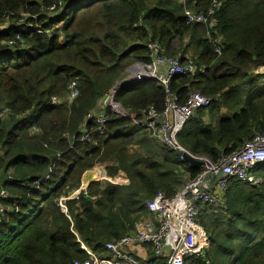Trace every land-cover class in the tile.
Wrapping results in <instances>:
<instances>
[{
    "label": "trees",
    "instance_id": "obj_1",
    "mask_svg": "<svg viewBox=\"0 0 264 264\" xmlns=\"http://www.w3.org/2000/svg\"><path fill=\"white\" fill-rule=\"evenodd\" d=\"M213 2L205 24L183 13L207 14ZM153 42L197 67L174 76L170 92L212 99L178 133L183 148L217 162L264 131V77L250 72L264 65V0H0V264H72L88 257L81 243L103 254L148 216L146 200L174 196L199 173L140 122L148 106L164 108L152 78L118 90L100 130L83 128L125 69L151 61ZM103 162L128 183L82 187ZM254 175L255 185L230 179L216 206L196 202L203 253L184 264H264V164Z\"/></svg>",
    "mask_w": 264,
    "mask_h": 264
},
{
    "label": "built area",
    "instance_id": "obj_2",
    "mask_svg": "<svg viewBox=\"0 0 264 264\" xmlns=\"http://www.w3.org/2000/svg\"><path fill=\"white\" fill-rule=\"evenodd\" d=\"M177 1L185 4L194 0ZM217 7V2H213L207 14L190 8H184L183 13L189 22L205 24ZM208 24L214 26L216 20L210 19ZM147 46L150 49L151 61L148 63L136 62L133 66L131 65L130 71L124 72L123 77L114 83L98 106L86 114L83 128L88 122L93 121L98 124L100 130L108 121L107 105L112 96L125 86L152 78L164 88L166 98L161 112H158L153 105L142 110L140 122L144 129L151 131L152 136L178 151L180 160H184L186 154L201 160L203 165L196 177L186 181L174 196L168 198L158 192L152 199L145 201V206L149 214L153 215V219L147 216L148 219L143 218L136 223L131 234L116 241L107 242L104 245L105 252L103 254H97L92 248L81 243V248L88 257L85 260H74L72 264H142L130 254V248L141 244L149 245L154 256L163 260L165 264H184L187 258L200 257L203 253V241L206 236L195 221L198 212L196 202L200 201L216 206L222 199L221 196L208 189L209 182L220 191H223L230 179L256 183L254 170L264 164V131L244 142L234 152L222 155L217 162L211 161L206 156L193 155L180 145L178 133L183 125L199 109L208 107L212 99L198 91H193L181 102L177 94L168 90V85L176 75H194L197 72V67L191 61L180 62L178 56L162 55L158 43L153 42ZM215 51L220 52L218 46ZM259 70H264V66ZM76 95L75 84L72 83L69 99H73ZM110 111L120 114L123 109L118 103H114L110 106ZM82 140L86 141L87 136L83 135ZM220 172L222 177L215 180ZM78 191L76 190L69 197H73ZM3 196H6V192L1 188L0 198ZM61 205L63 206V204ZM4 210V206L0 203V216L4 214ZM164 263L154 262L151 264Z\"/></svg>",
    "mask_w": 264,
    "mask_h": 264
},
{
    "label": "crops",
    "instance_id": "obj_3",
    "mask_svg": "<svg viewBox=\"0 0 264 264\" xmlns=\"http://www.w3.org/2000/svg\"><path fill=\"white\" fill-rule=\"evenodd\" d=\"M262 66H264V65L256 66L250 72L252 74H258V75H262V77H264V70H262V71L259 70L260 67H262ZM186 76H188V75H186ZM262 80H264V79H262ZM107 165H109V163H107V162L99 163V164H96L93 168L87 170L84 174H87V173L89 174L90 173V174H93V176L87 178L86 181H84V178H83L82 179V186H85L90 181L103 180V179H108L111 182L116 183V184H127L128 183V180L122 174H117L114 177L108 176L107 173H106ZM84 174H83V177H84ZM256 179H257L256 183H247V182H241V183L249 184V185H255V184L261 182V178L259 176H256ZM234 180H236V179H234ZM214 193L216 195L221 196L223 191H220V190L216 189V187H215ZM197 202L200 203L201 205L204 204V203H202L200 201H197ZM148 217L150 219H153V215L152 214H148ZM148 217L146 216L144 218L148 219ZM130 254L142 264H151V263L159 262V261H161V263H164L163 260H161L159 258H156L153 255L150 246L147 245V244L136 245L133 248H130Z\"/></svg>",
    "mask_w": 264,
    "mask_h": 264
},
{
    "label": "water",
    "instance_id": "obj_4",
    "mask_svg": "<svg viewBox=\"0 0 264 264\" xmlns=\"http://www.w3.org/2000/svg\"><path fill=\"white\" fill-rule=\"evenodd\" d=\"M184 156H185L184 160H185L186 162H188L191 166H193V167H197V168L202 167L203 162H202L201 160H199V159H195V158H193V157H191V156H189V155H186V154H185ZM221 177H222V173L220 172V173L215 177V180H219ZM207 187H208V189H209L210 191H214V190H215V185H212L211 182H209V184H208Z\"/></svg>",
    "mask_w": 264,
    "mask_h": 264
},
{
    "label": "rangeland",
    "instance_id": "obj_5",
    "mask_svg": "<svg viewBox=\"0 0 264 264\" xmlns=\"http://www.w3.org/2000/svg\"><path fill=\"white\" fill-rule=\"evenodd\" d=\"M138 65H140V64H138ZM132 66H133V64H132ZM132 66L130 65L127 69H125V72L127 73V70L130 71V69L132 68ZM103 163H105V162H103ZM97 164H99V163H97ZM86 175L89 176V177H92L93 176V174H90V173L89 174L87 173ZM84 177H85V174H84ZM84 177L82 176V179ZM0 181H1V179H0Z\"/></svg>",
    "mask_w": 264,
    "mask_h": 264
}]
</instances>
